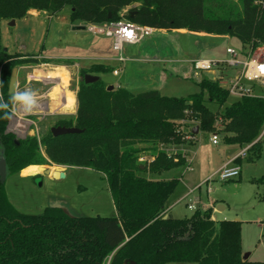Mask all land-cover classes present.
Listing matches in <instances>:
<instances>
[{
    "label": "trees",
    "instance_id": "16d2710c",
    "mask_svg": "<svg viewBox=\"0 0 264 264\" xmlns=\"http://www.w3.org/2000/svg\"><path fill=\"white\" fill-rule=\"evenodd\" d=\"M227 1L228 6L216 3L211 8L207 0H0V20L21 19L30 10L58 14L69 8L72 24L104 26L127 19L155 29L228 35L240 40L242 54L248 56L264 44V0ZM45 62L0 48V103L9 105L0 110V150L8 174L31 165L95 170L107 181L116 214L76 216L60 206H48L41 214L21 212L0 179V264H105L109 256L110 264H244L240 220L217 222L212 208L165 218L180 178L154 180L144 173L184 165L185 155L168 149L196 137L195 127L222 134L227 144L250 146L248 159L258 157L264 97L244 96L213 112L209 103L221 109L230 95L218 79L203 78L198 92L181 97L158 89H109L101 78L81 80L76 114L53 124L80 132L54 136L49 129L18 138L8 131L15 104L9 93L12 70ZM111 71L109 65L93 64L81 68L80 75ZM187 120L196 121L190 131L184 129ZM146 152L151 155L142 164ZM235 161L239 164L240 158Z\"/></svg>",
    "mask_w": 264,
    "mask_h": 264
},
{
    "label": "rangeland",
    "instance_id": "374dc122",
    "mask_svg": "<svg viewBox=\"0 0 264 264\" xmlns=\"http://www.w3.org/2000/svg\"><path fill=\"white\" fill-rule=\"evenodd\" d=\"M228 2L229 1L227 0H207L206 5L207 7L212 8L215 7L216 3H226L228 6ZM229 5H232V3H229ZM233 5L238 10L241 9V3L239 1H235ZM69 16L70 9L66 8L52 18L48 13L40 14L39 17L35 18L34 20H32L33 17H28V19H26V21H28L26 22V34L28 36H39V34H41L40 43L36 47L33 44L31 46H27L28 48L26 46L24 47L26 44L21 42L22 37L19 33L20 28L25 24L20 23L22 18L19 19L16 25H10V20L2 19L0 20V48L2 50L7 48L9 53L19 51H23L24 53H39L40 49H42V44H45L44 50L47 48L45 52L47 54L56 53L58 55H62L63 53H73V55L75 54L81 57L82 55H86L91 49L94 52L96 50L94 44H92L93 46L90 47L88 43L84 42L86 37L88 38L89 36H93L92 33H89L88 31H81L80 29V31L72 30L70 21L68 20ZM107 25L94 26L104 29ZM105 32L104 34H106ZM18 33L19 44L17 46L18 42L16 35ZM163 34L164 36H161L162 32L157 31L146 36L138 44H125L121 52V55L125 58V61L122 63H126L127 68L129 67L130 69H127V71L125 70L122 74H119V76L114 75L113 72H108L105 74L102 73L100 75L101 79L109 85H114L119 81L126 83V81L132 80L134 78H140L142 74L136 66L139 64L137 63L138 60H134V62L133 60L128 61L127 57H139V49H143L144 47L147 49V46L151 45L153 47H157L155 52L156 56H154L152 51H150L149 56L151 57L153 55V57L156 58H169L175 55L179 58H175L173 61L171 60L173 63H170L172 64H164L168 67L167 69L163 70L165 76L168 78V81H164L163 83L158 82L159 84L157 85V88L159 91L163 95L167 96H188L200 90L198 83L203 78L215 79L221 76L220 73L218 76H214L212 72L206 71L196 73L193 70L192 65L189 63L190 58L195 59L199 57H208L211 55V52L221 53L224 51L226 53L228 47H234L239 51L241 49V42L235 37H212L205 39L202 37V33H195L191 31H186L183 33L178 32L177 30H171L169 33ZM101 38L105 46H111V37L106 36ZM26 39L30 40L28 37H26ZM87 47H89V49ZM51 48H54V52L51 50ZM259 51H255L254 53L258 54ZM116 53H119L118 56H120L119 51ZM181 59H185L184 62L179 61ZM88 61L89 60L84 59L82 62L86 64ZM151 64L156 66L155 71L158 72L159 68L157 67L159 65L161 66V64ZM81 68H83V66L80 64L76 65L74 68H71L72 73L73 71L77 73L76 76L72 74V77L79 79L81 77L79 72ZM185 68H187V71L184 70ZM144 71L141 72L145 73ZM59 73H61V71H59ZM224 75H226V73H224ZM249 85L254 87L255 94L264 96V86H260L256 82H249ZM223 86L226 88L227 85L223 84ZM132 87L133 86H131L129 89L133 90ZM150 88L153 87H146L139 90L135 87L134 89L136 90H134V92H141ZM72 95L74 97L73 93ZM238 99L239 98L236 96L229 95L226 103L221 109L220 106L215 103H209V108L213 112L222 111L225 106H229ZM70 117L71 116H67L66 118ZM25 118L29 121V123L25 125L27 128L29 127L32 129L28 130L30 132L26 134V136L40 135V132H42L40 126H47L46 131H48L57 120L61 119L56 115L41 120L36 118L33 119L32 116H27ZM30 119L36 121V126H34V124L30 125ZM185 123L186 126L184 129L187 131H190L192 127L196 125V121L194 120H187ZM33 127L35 128V131H33ZM209 136H211V133L208 134L207 132H201L199 134L200 142H198L197 147L203 144L205 146L203 147V150L206 151L207 149L209 150V148L211 149L210 145H208ZM220 136L222 139H220L219 146L222 147L224 146L223 144L225 141L222 134H220ZM18 137L22 138L24 137V134ZM260 137L262 144L259 156L254 157L252 151H250V157L253 156V159H248L249 155H247V159L245 158L242 160L243 172L241 180L237 178L235 181L220 182L217 181V178H215L213 181L205 183L211 175L206 178V173H201L200 169L203 167V165H205L204 163H207L208 161L206 160V156H204V163L200 162L203 165L198 162L197 164L196 162H192V156L194 153L191 157L188 154L189 156H187L188 162L186 166L164 171L159 174L151 172L144 173L145 176L154 180H169L173 178H180L183 180V177L186 180H189L190 184L193 186L195 185V187H198V189L194 195H191L187 199V201L189 199L192 200L195 195L201 198L199 207L196 205V210L197 208L204 209L203 207H205V204L208 203V197L211 196L208 192L214 191L213 197L219 200V203L228 205L227 209L224 211L227 219L241 221L242 244L244 248L248 249L247 252L254 250L252 258H250V262L255 259H258L257 261H259L252 264H264V239L260 234L261 228L257 223H255V221L261 219L264 215V209L262 208V206H264V136L262 137L261 134ZM196 140V138L192 139L191 136H188L186 142L190 141L194 143ZM150 155V152H146L144 154L146 159L141 161L142 164L148 163L147 158L149 159ZM2 156L6 162L4 152L0 150V157ZM35 166L37 165L28 167L24 172L30 174L41 173L42 171ZM45 166L51 167L52 169H60L66 173V176L64 178L54 179L47 176L45 173H41L40 176L22 175L21 173H16L14 175L7 174L5 177L4 182L8 198L19 211L30 214H41L48 206H60L64 208L69 214L76 216L112 217L116 214L107 181L102 173L82 167H67L55 164ZM254 178L256 180H254ZM187 190L189 189L185 188V185L182 182L169 199L168 204H173V208L170 213L172 217L184 218L194 213V210L189 209L184 201H178V199L184 195ZM110 259L111 256L107 258L105 264H107Z\"/></svg>",
    "mask_w": 264,
    "mask_h": 264
},
{
    "label": "crops",
    "instance_id": "0c3cea01",
    "mask_svg": "<svg viewBox=\"0 0 264 264\" xmlns=\"http://www.w3.org/2000/svg\"><path fill=\"white\" fill-rule=\"evenodd\" d=\"M48 13L50 15V17L52 18L53 16H56L57 14H51L49 12L46 11H37V10H30L27 15H25L22 18V21L20 23H25L21 28H20V36L22 37V41L24 44V47L26 46H31L32 44L36 47L40 41H41V34H39V36H28L26 34L27 32V25H26V19H28V17H33L32 20H34L35 18L39 17L40 14H45ZM68 20L70 21V18H68ZM18 20H15V25L17 24ZM70 26L71 29L74 31H88L89 33H92V37H86L84 42L88 43L90 45V47H92L94 44V46L96 47V50L93 52L92 49L89 50V52L86 55H82L77 56V55H73V53H63L62 55H58L56 53H52V54H47L45 53L47 48L44 50L45 48V44H42L39 53H24L23 51H19V52H14V53H21V54H26L29 55L32 58L35 59H46L49 62H45V63H40V64H31V65H22L17 67L18 68V83H17V88H16V92H24L26 90H31L32 92L35 93V98H36V106L33 108L31 113H26L23 109V105L20 104L19 102H15L14 104V110L16 112V114L13 113L10 124L12 122H16L18 119H26L25 117L27 116H32L33 119L36 118L38 120L41 119H46L47 117H52V116H57L60 117L61 119L64 117L66 118L67 116H74L77 112V107H78V100H77V92L79 89V82L81 81V77L78 79L75 77H72V74L76 76L77 73H75L73 71H71V68H74L76 65H81L83 66V68H90L93 64H106L109 65L112 68V71L114 73V75L119 76V74H122L125 70L127 71V69L129 70L130 68H127L126 63H122L121 60H119V53H116L117 51L114 50L113 46H112V42H111V46H105V44L103 43V40H101V37H106L108 36L107 34L104 33H95L91 30H89L90 26H94V25H88V24H83V23H79V24H72L70 22ZM78 26H85V29H78ZM91 31V32H90ZM160 31L162 32L161 36H164L163 33H169V31L171 30H165V29H155L153 30L152 33ZM178 32H183L185 33L186 30H177ZM19 33L16 35V39L18 42V37H19ZM151 33V34H152ZM202 37L205 39H209L212 37H230L228 35H215V34H207V33H202ZM26 37H28L30 40L26 39ZM110 37V36H108ZM231 38V37H230ZM19 42L17 43L18 46ZM28 48V47H27ZM89 49V47H87ZM146 47H144L143 49H139V57H127V60H138L137 63H139L138 65H136L138 67V69L140 70V73L142 74V76L140 78H134L132 80L122 82V81H118L117 83H115L113 86L115 88H126L129 89L131 86H133V91L136 90L134 89L135 87L139 90L142 88H146V87H153L150 89H158L157 85L159 83H163L164 81H168L167 77L165 76L163 70L167 69L168 67L164 64H172L173 59L177 58L179 59L177 56L173 55L172 57L169 58H164V57H152L149 56L150 51H152V53L155 55V52L157 50V47H153V46H147V49H145ZM7 49V48H6ZM51 50L54 52V48H51ZM146 50V51H145ZM8 51V50H7ZM92 51V52H91ZM116 51V52H115ZM240 51H242V46ZM11 53V54H14ZM146 53V55H145ZM145 55V56H144ZM171 55V54H170ZM228 55L227 53H225L224 51H222L221 53H216V52H211V55L208 56V58H226ZM89 60L86 64H84V62H82L83 60ZM193 59V58H192ZM172 60V61H171ZM185 59H181L179 61L184 62ZM191 60V58H190ZM189 60V63H190ZM131 62V61H130ZM172 62V63H170ZM151 63H159L161 64V66L159 65L157 68H159L158 72L155 71L156 66L151 64ZM133 66V65H132ZM145 70V71H144ZM185 71H187V68L184 69ZM59 71H61V73H59ZM144 71L145 73L141 72ZM80 72V71H79ZM220 73V77L226 76V77H230V76H235L239 73V69L238 68H230V69H220V70H215L212 72V74L214 76H218V74ZM224 73H226V75H224ZM100 74H94L93 75H97L99 76V78H101ZM105 74V73H103ZM140 74V75H141ZM219 78V77H217ZM216 79V78H215ZM73 82V83H72ZM159 82V83H158ZM106 83V82H105ZM108 84V83H106ZM109 85V84H108ZM62 89H65V91H69L72 92L74 94L75 100L71 101V103H62V106H60L61 108H58L59 103L61 102V95L60 93H62ZM149 90V89H148ZM159 90V89H158ZM56 94V95H55ZM56 97V98H55ZM76 103V104H75ZM69 107H74L75 109L69 108ZM43 108V109H42ZM13 110V112H14ZM34 122V126H36V121L33 120ZM31 120V119H30ZM41 128V126H40ZM39 128V129H40ZM29 130H32L31 128H29ZM47 130V129H46ZM186 130V129H185ZM33 131H35V128L33 127ZM30 132V131H29ZM201 132L199 131L197 134H194L196 137L191 136L192 139H197L194 143L192 142H186L180 145H174V147H170L168 150L170 153H182L185 155L186 157V161L184 165L181 166H186L187 165V156L190 155V157L192 156V162H203V158L204 156H206V160L208 161L207 163H204L205 165H203V167H201L200 172L201 173H206V178H208V176L214 174L215 172H217L225 163L229 162L230 160L234 159L236 160V158H240V162L239 165L241 167V173L240 176L237 177L240 180L242 179V172H243V167H242V160L243 159H247V153L244 156H240L242 150L244 148L240 147L237 144H227L224 142V146H219L220 144V140L217 144H214L212 141V133L211 136L208 137V142L211 147V149L209 148V150L207 149L206 151L203 150V147H205L203 144H201L199 147L198 146V142H200V138H199V134ZM210 134V133H208ZM264 136V134L262 135V137ZM261 137H259L260 139ZM264 138V137H263ZM220 139H222V137L220 136ZM194 149V152H193ZM204 153V155H203ZM189 154V155H188ZM144 159H146L145 157H142ZM189 158V157H188ZM3 160V156L0 157V161ZM148 161V160H147ZM191 165V164H189ZM38 166V165H37ZM180 166V167H181ZM29 167V166H28ZM26 167L25 169H23L20 173L22 175H34V174H30V173H25L24 171L28 168ZM30 167H33V165H31ZM179 168V167H177ZM175 169V168H174ZM173 170V169H171ZM149 172V171H147ZM186 173V172H185ZM50 177V176H49ZM52 178V177H51ZM231 179V180H227V181H235V179ZM254 180H256L254 178ZM217 181H220L217 179ZM183 182V184L185 185V188L189 189L186 191V193L184 195H182L178 201L182 202L184 201L188 207V205L190 203H195V209L192 210H196V205L199 207V202H201V198H199V196L195 195L193 197V199H189L187 201V199L191 196L194 195L196 192V188L195 185H191L189 180H186L183 177V180L180 179V184ZM221 182V181H220ZM212 190V189H211ZM209 191V190H208ZM214 192V191H213ZM213 192H208L210 195V197H208V203L205 204V207H203L205 209L208 208H212L213 209V219L216 220L217 222L220 220H224L227 219V216L224 214V211L227 209L226 204L223 203H219V200L215 199V197H213ZM173 208V204L169 205V207L167 208V216L169 213H171V210ZM189 208V207H188ZM262 208L264 209V206H262ZM198 209V208H197ZM192 215V214H191ZM190 215V216H191ZM187 216V217H190ZM263 219H264V215L261 219H258L257 221H255V223L258 224V226L261 228L260 234L261 236L263 235V231H264V224H263ZM251 222V221H250ZM242 249H243V255L248 254L246 259H243L244 261H246L244 264H252V263H257L259 261H257L258 259L253 260L252 262H250V258H252V255L254 253V250H250L249 252H247L248 249L244 248L243 244H242Z\"/></svg>",
    "mask_w": 264,
    "mask_h": 264
},
{
    "label": "built area",
    "instance_id": "2783aa9c",
    "mask_svg": "<svg viewBox=\"0 0 264 264\" xmlns=\"http://www.w3.org/2000/svg\"><path fill=\"white\" fill-rule=\"evenodd\" d=\"M104 30L106 31L105 33L112 38V46L114 50L120 52L119 60L124 62L125 58L121 55L124 45L140 43L146 36L153 32L154 28L141 25L127 19H122L117 22L109 23ZM128 33H131V35L129 36ZM259 50H257L259 51L258 54H255L254 51L248 56H243L241 51L235 49L234 47H228L226 50L228 56L226 58L199 57L191 59L190 64L196 73L238 68L239 73L237 75L230 77L223 76L216 79L220 80L222 86L223 84L227 85L226 89L230 95L238 98L244 96H261L255 94L254 87L249 85V82H256L260 86H264V44ZM13 110L12 115L13 113L16 114L15 110L14 112ZM27 123H29L27 119H18L16 122H12L10 124L9 130L18 136L24 134V137L22 138H25L26 134L29 133V127L27 128L25 125ZM33 123L34 122L31 120L30 125ZM263 134L264 130L262 135ZM211 138L213 143L217 144L220 140V134L212 133ZM249 147L250 146L244 148L240 156L246 155ZM144 160V158H140V161ZM240 173V165L232 159L225 163L217 172L212 174L205 183L213 181L215 178L220 181L231 180L239 177ZM196 189H198V187ZM195 203L196 202L190 203L188 205L189 209H195ZM107 264H110V260Z\"/></svg>",
    "mask_w": 264,
    "mask_h": 264
},
{
    "label": "water",
    "instance_id": "95a60500",
    "mask_svg": "<svg viewBox=\"0 0 264 264\" xmlns=\"http://www.w3.org/2000/svg\"><path fill=\"white\" fill-rule=\"evenodd\" d=\"M15 20H12L10 22V25H15ZM78 29H85V26H78ZM89 30L95 32V33H104L105 30L103 28L100 27H96V26H90ZM81 80H84L86 83H92L95 81L99 80V76L97 75H93V74H86L85 76H81ZM17 83H18V68H14L12 70V74H11V78H10V83H9V93L10 94H15L16 93V88H17ZM114 86L113 85H109V89H113ZM12 118V116H11ZM10 118V121H11ZM10 124V122H9ZM9 128V125H8ZM47 129V126L43 125L41 126V131L45 132ZM8 131H10L8 129ZM50 131L52 132V134L54 136H60V135H66V134H72V133H78L80 132V129L76 128V127H65V126H52L50 128ZM199 132V128L195 127L193 129V133L197 134ZM19 138V137H18ZM40 168H43V171L41 173H45L47 176H50L54 179L56 178H64L66 176V173L60 169H55V170H51V167H46L45 165H39ZM0 179L2 182H4L5 177L8 174V169H7V165L5 160L3 159L2 161H0ZM41 173H36L33 176H40ZM168 216L166 215L165 218H167ZM248 256V254H244L243 255V259H246Z\"/></svg>",
    "mask_w": 264,
    "mask_h": 264
},
{
    "label": "clouds",
    "instance_id": "9594fccd",
    "mask_svg": "<svg viewBox=\"0 0 264 264\" xmlns=\"http://www.w3.org/2000/svg\"><path fill=\"white\" fill-rule=\"evenodd\" d=\"M0 100H3L2 97H0ZM11 101L19 102L20 104H22L23 109L26 113H31L33 108L36 106L35 93L31 90L16 92L12 95ZM8 107L9 105L7 103H0V110L8 109ZM5 117L10 118L7 112H5Z\"/></svg>",
    "mask_w": 264,
    "mask_h": 264
},
{
    "label": "bare ground",
    "instance_id": "6f19581e",
    "mask_svg": "<svg viewBox=\"0 0 264 264\" xmlns=\"http://www.w3.org/2000/svg\"><path fill=\"white\" fill-rule=\"evenodd\" d=\"M56 95V94H55ZM60 95H61V102H60V104L58 105V107H60V106H62V102L64 101H67L68 99V103H71V100H70V98H71V95H70V93L68 92V91H65V89H62V93H60ZM56 98V97H55ZM65 103H67V102H65ZM69 108H72V109H74L73 107H69ZM38 168H39V170H41V171H43V168H40L39 166H38ZM51 170H55V168H51Z\"/></svg>",
    "mask_w": 264,
    "mask_h": 264
},
{
    "label": "flooded vegetation",
    "instance_id": "af4514ba",
    "mask_svg": "<svg viewBox=\"0 0 264 264\" xmlns=\"http://www.w3.org/2000/svg\"><path fill=\"white\" fill-rule=\"evenodd\" d=\"M69 92V91H68ZM70 93V95H71V98H70V100L71 101H73L75 98L73 97V95H72V92H69ZM69 100V99H68ZM68 100L67 101H65V102H68ZM64 101L62 102V103H65ZM60 104V103H59Z\"/></svg>",
    "mask_w": 264,
    "mask_h": 264
},
{
    "label": "snow or ice",
    "instance_id": "6c2138e0",
    "mask_svg": "<svg viewBox=\"0 0 264 264\" xmlns=\"http://www.w3.org/2000/svg\"><path fill=\"white\" fill-rule=\"evenodd\" d=\"M128 35L130 36V35H131V33H128Z\"/></svg>",
    "mask_w": 264,
    "mask_h": 264
}]
</instances>
